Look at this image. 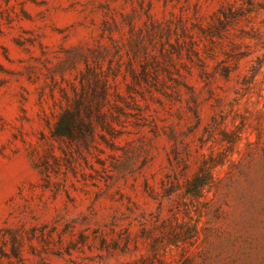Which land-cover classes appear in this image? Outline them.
<instances>
[{"label": "rangeland", "instance_id": "obj_1", "mask_svg": "<svg viewBox=\"0 0 264 264\" xmlns=\"http://www.w3.org/2000/svg\"><path fill=\"white\" fill-rule=\"evenodd\" d=\"M0 264H264V0H0Z\"/></svg>", "mask_w": 264, "mask_h": 264}, {"label": "trees", "instance_id": "obj_2", "mask_svg": "<svg viewBox=\"0 0 264 264\" xmlns=\"http://www.w3.org/2000/svg\"><path fill=\"white\" fill-rule=\"evenodd\" d=\"M70 131H71V127L69 125L67 117L64 115L60 123L58 124V127L56 129V134L59 136H70L71 135Z\"/></svg>", "mask_w": 264, "mask_h": 264}]
</instances>
